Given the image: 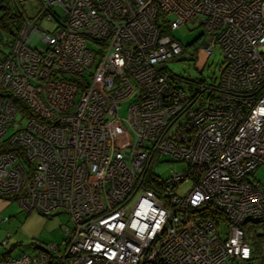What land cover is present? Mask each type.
Segmentation results:
<instances>
[{
  "label": "built area",
  "instance_id": "1",
  "mask_svg": "<svg viewBox=\"0 0 264 264\" xmlns=\"http://www.w3.org/2000/svg\"><path fill=\"white\" fill-rule=\"evenodd\" d=\"M13 2L24 21L0 89L41 120L9 134L19 113L0 98V142L19 147L0 154V196L64 210L72 225L63 244L0 264L250 261L243 226L264 220V0ZM45 18L54 30L38 25ZM195 22L210 35L207 54L220 47L225 62L218 82L189 90L163 62L183 50L173 31ZM88 70L82 84L68 78ZM129 97L122 149L113 125ZM166 161L186 168L163 179L152 167Z\"/></svg>",
  "mask_w": 264,
  "mask_h": 264
},
{
  "label": "rangeland",
  "instance_id": "2",
  "mask_svg": "<svg viewBox=\"0 0 264 264\" xmlns=\"http://www.w3.org/2000/svg\"><path fill=\"white\" fill-rule=\"evenodd\" d=\"M31 3L38 5L37 0H31ZM25 12L30 16L32 14L28 11L26 5H22ZM22 14V13H21ZM24 17V15H23ZM39 26H44L47 30H54L57 26V21H48L46 18L38 23ZM175 37L182 43L183 50L172 59L163 62L168 71L172 75L189 80H206L207 82L220 80V74L225 62V54L221 49L216 48L211 54H207L204 43L210 37L209 33L205 31L203 24L195 22V24L188 23L174 31ZM44 41H40L37 47H45ZM3 48V47H2ZM134 97H129L127 100L121 102L118 111V119L114 125L115 140L118 145L125 149L131 142L132 137L122 119L127 118L129 107ZM18 114L15 117V122L8 130L9 134L13 131L27 125L28 120L22 119ZM168 159L161 157V160ZM161 178L166 179L171 175L172 171L184 170L186 168L185 162L166 161L157 163L152 167ZM260 180H264V166L260 167L256 174ZM188 183L186 187H189ZM0 214L7 215L10 220L2 223V232L0 234L8 237L9 240L5 245L0 246L1 256H17L20 254H37L46 245L55 242L63 244L65 239V231L71 226L70 214L64 210L52 212L46 215L37 210L26 211L19 201L8 196H0ZM246 240L253 242L256 234L264 231V222L254 224L250 221L245 225ZM8 234V236H7ZM252 262L237 261L236 264H264V258L260 248H256Z\"/></svg>",
  "mask_w": 264,
  "mask_h": 264
},
{
  "label": "trees",
  "instance_id": "3",
  "mask_svg": "<svg viewBox=\"0 0 264 264\" xmlns=\"http://www.w3.org/2000/svg\"><path fill=\"white\" fill-rule=\"evenodd\" d=\"M21 13L22 12L20 11L19 6L14 4L13 0H0V61H3L8 57V54L10 53V49L13 46L20 29L22 28L21 26L23 24L24 17ZM216 48H218V47H216ZM90 74H91V71L88 70V72L81 74V76H79V77L69 75L68 78L71 81L76 80L78 82H81V84H82L83 81H87L89 79ZM80 79H82L83 81H81ZM180 79H183V78H180ZM186 80H187V86H188L189 90L195 89L199 82H204V83L207 82L206 80H201V79H197V80L185 79L184 81H186ZM211 82H214V81H211ZM0 98L11 101L12 104L14 105V107L18 110V113L22 116L21 117L22 119L24 118V119L28 120V119L36 117L38 120H41L35 114V112H33L31 110V108H29V105L26 101H24L23 99L21 100L19 97H17L11 91H6V90L4 91V90L0 89ZM18 148L19 147H16V148L12 147L11 148L10 145H8L7 141L0 142V154L7 152V151H12V149L18 150ZM150 186L152 187V185H150ZM262 222H264V220ZM262 222H258V223H262ZM248 223L249 222L244 224L243 228ZM258 223H254V224H258ZM255 236L256 237H255L254 241L250 243V244H252V251H253L252 259L254 258V255L256 256L255 251H254L256 248H260V251H262V246L264 243V231L260 234L259 233L256 234ZM246 238L247 237L245 234V239ZM262 255H263V253H262ZM252 259L250 261H248L247 263H249V262L251 263Z\"/></svg>",
  "mask_w": 264,
  "mask_h": 264
},
{
  "label": "crops",
  "instance_id": "4",
  "mask_svg": "<svg viewBox=\"0 0 264 264\" xmlns=\"http://www.w3.org/2000/svg\"><path fill=\"white\" fill-rule=\"evenodd\" d=\"M6 222V221H5ZM4 223V222H3ZM2 225V224H1ZM1 228H0V232H2V229H3V227L2 226H0ZM7 236H8V234H7ZM6 238H8V237H6V236H4V238H3V235L2 234H0V243L1 244H3L4 242H5V240H8V239H6ZM8 242H9V240H8ZM1 249V248H0Z\"/></svg>",
  "mask_w": 264,
  "mask_h": 264
},
{
  "label": "bare ground",
  "instance_id": "5",
  "mask_svg": "<svg viewBox=\"0 0 264 264\" xmlns=\"http://www.w3.org/2000/svg\"><path fill=\"white\" fill-rule=\"evenodd\" d=\"M220 48V47H219Z\"/></svg>",
  "mask_w": 264,
  "mask_h": 264
}]
</instances>
